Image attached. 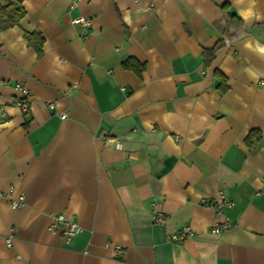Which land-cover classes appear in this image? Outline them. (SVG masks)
Returning a JSON list of instances; mask_svg holds the SVG:
<instances>
[{
    "label": "crops",
    "instance_id": "0c3cea01",
    "mask_svg": "<svg viewBox=\"0 0 264 264\" xmlns=\"http://www.w3.org/2000/svg\"><path fill=\"white\" fill-rule=\"evenodd\" d=\"M21 2L0 31V192L24 201L0 196V264H264V0Z\"/></svg>",
    "mask_w": 264,
    "mask_h": 264
},
{
    "label": "built area",
    "instance_id": "2783aa9c",
    "mask_svg": "<svg viewBox=\"0 0 264 264\" xmlns=\"http://www.w3.org/2000/svg\"><path fill=\"white\" fill-rule=\"evenodd\" d=\"M78 0H69V8L72 9L76 5ZM73 23L79 24L82 27H89L91 24V19L83 15H78L72 19ZM260 84L264 85V80H260ZM14 88L20 93V96L16 99L15 104L18 108L25 111L28 109L30 102V91L28 87L24 84L17 83L14 85ZM53 108V105H50ZM6 115V108L3 104L0 103V117ZM60 117L64 118L65 113H61ZM12 187L9 188L7 192H0V196L5 197L9 200L13 208L20 206L24 201V194L17 193L16 195H11ZM219 200L216 203L218 210L223 206L230 207L233 203L226 198L224 193H219ZM163 215L160 211L154 210L153 220L155 222H160L163 220ZM231 226V221L225 219L224 221L214 225L211 228V231L214 233H219ZM50 229L58 231L65 241H70L80 230L77 222L72 217H67L63 213H58L55 215L53 222L50 225ZM192 233L189 226H183L176 232L172 233L171 239L173 241H182L187 236ZM6 243L10 244V237L6 238Z\"/></svg>",
    "mask_w": 264,
    "mask_h": 264
},
{
    "label": "trees",
    "instance_id": "16d2710c",
    "mask_svg": "<svg viewBox=\"0 0 264 264\" xmlns=\"http://www.w3.org/2000/svg\"><path fill=\"white\" fill-rule=\"evenodd\" d=\"M24 15V8L22 6L21 0H0V31L4 30L8 27L14 26L18 24L20 18ZM41 41V40H39ZM40 43V42H39ZM215 47V46H214ZM212 48V50L214 49ZM212 50H208V55L206 56V61L210 59L212 55ZM122 66L124 68L135 71L136 73H140L143 69V65L136 62L134 59L127 58L122 62ZM224 79L221 78V82ZM225 87L220 89V91H224ZM256 132H252L248 139L252 140L253 135Z\"/></svg>",
    "mask_w": 264,
    "mask_h": 264
}]
</instances>
